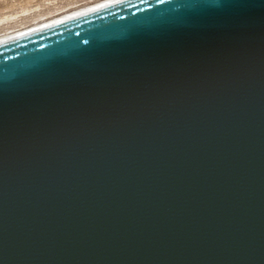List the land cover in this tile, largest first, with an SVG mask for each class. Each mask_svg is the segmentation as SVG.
I'll return each mask as SVG.
<instances>
[{"label": "water", "instance_id": "water-1", "mask_svg": "<svg viewBox=\"0 0 264 264\" xmlns=\"http://www.w3.org/2000/svg\"><path fill=\"white\" fill-rule=\"evenodd\" d=\"M0 264H264V0L0 44Z\"/></svg>", "mask_w": 264, "mask_h": 264}, {"label": "rangeland", "instance_id": "rangeland-1", "mask_svg": "<svg viewBox=\"0 0 264 264\" xmlns=\"http://www.w3.org/2000/svg\"><path fill=\"white\" fill-rule=\"evenodd\" d=\"M103 0H0V36L18 33Z\"/></svg>", "mask_w": 264, "mask_h": 264}, {"label": "bare ground", "instance_id": "bare-ground-1", "mask_svg": "<svg viewBox=\"0 0 264 264\" xmlns=\"http://www.w3.org/2000/svg\"><path fill=\"white\" fill-rule=\"evenodd\" d=\"M121 1H124V0H103V1H100V2H98L92 6L83 8L79 11H76V12L71 13V14H67L65 16L59 17L57 19L43 23L41 25H37L33 28H30V29H27V30H24V31H21L18 33H14V34L7 33L3 36H0V44H3L6 42H9V41L24 37V36L29 35L31 33L46 29L48 27L63 23L65 21L81 17L83 15H86V14L92 13L94 11H97L99 9L114 5V4L119 3Z\"/></svg>", "mask_w": 264, "mask_h": 264}]
</instances>
